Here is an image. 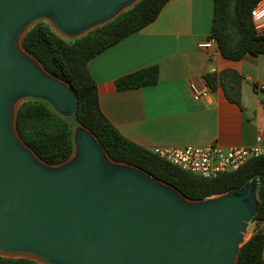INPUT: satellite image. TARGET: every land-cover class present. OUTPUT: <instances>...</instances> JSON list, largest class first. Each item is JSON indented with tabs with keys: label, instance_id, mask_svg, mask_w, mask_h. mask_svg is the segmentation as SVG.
I'll list each match as a JSON object with an SVG mask.
<instances>
[{
	"label": "water",
	"instance_id": "obj_1",
	"mask_svg": "<svg viewBox=\"0 0 264 264\" xmlns=\"http://www.w3.org/2000/svg\"><path fill=\"white\" fill-rule=\"evenodd\" d=\"M138 1L0 0V256L39 264H238L258 211L257 180L194 201L112 161L82 126L73 129L72 155L57 166L42 162L16 130L25 99L43 100L64 118L77 107L73 89L22 46L33 23L47 19L63 39H77Z\"/></svg>",
	"mask_w": 264,
	"mask_h": 264
},
{
	"label": "trees",
	"instance_id": "obj_2",
	"mask_svg": "<svg viewBox=\"0 0 264 264\" xmlns=\"http://www.w3.org/2000/svg\"><path fill=\"white\" fill-rule=\"evenodd\" d=\"M169 0H140L112 21L72 40L63 39L45 22H37L23 37L22 46L45 68L68 86L77 98L74 115L64 118L45 101L26 99L16 114V130L27 147L44 163L57 166L73 153L74 126L86 128L101 144L108 157L118 163L137 167L157 180L168 184L186 198L203 201L223 195L257 180L259 206L252 218L256 227L239 252L238 264H264V154L247 159L238 170L203 178L186 173L159 159L147 150L124 138L100 109L96 84L88 62L122 39L151 24ZM261 0H213L214 10L210 37L220 54L229 60H240L246 54H264V34L257 32L251 10ZM236 75L235 72H232ZM224 74H206V84L223 87ZM237 77V86L241 77ZM158 67L151 66L116 80L118 91L155 85ZM227 99L239 105V94L225 88ZM0 264H39L23 258L0 256Z\"/></svg>",
	"mask_w": 264,
	"mask_h": 264
},
{
	"label": "crops",
	"instance_id": "obj_3",
	"mask_svg": "<svg viewBox=\"0 0 264 264\" xmlns=\"http://www.w3.org/2000/svg\"><path fill=\"white\" fill-rule=\"evenodd\" d=\"M213 10V0H169L154 22L88 62L100 109L124 138L147 150L257 146L264 154V54L229 60L217 43L200 48L211 38ZM151 66L158 67L155 85L116 89L117 79ZM206 74H224L223 87L237 92L240 104L220 85L195 102L190 85L208 86Z\"/></svg>",
	"mask_w": 264,
	"mask_h": 264
},
{
	"label": "built area",
	"instance_id": "obj_4",
	"mask_svg": "<svg viewBox=\"0 0 264 264\" xmlns=\"http://www.w3.org/2000/svg\"><path fill=\"white\" fill-rule=\"evenodd\" d=\"M255 29L264 34V0H261L250 12ZM216 41L208 39L200 48H210ZM192 99L200 102L207 99L212 88L209 86L197 87L190 85ZM261 137L256 139L257 142ZM159 159L179 168L180 170L198 175L203 178H212L220 173L234 172L250 157L261 153L259 147L221 149L216 145L206 147H156L150 150Z\"/></svg>",
	"mask_w": 264,
	"mask_h": 264
},
{
	"label": "rangeland",
	"instance_id": "obj_5",
	"mask_svg": "<svg viewBox=\"0 0 264 264\" xmlns=\"http://www.w3.org/2000/svg\"><path fill=\"white\" fill-rule=\"evenodd\" d=\"M41 21H42V22H46V23L49 22L47 19H39V20L35 21V22L33 23V25H35L37 22H41ZM25 100H26V99H25ZM22 101H24V99H20L18 102L21 103ZM76 128H77V126H74L73 129H76ZM253 226H254V223L250 221L249 224H248L247 231H246V234H247V235L249 234L250 237H251V235H252V233H253Z\"/></svg>",
	"mask_w": 264,
	"mask_h": 264
},
{
	"label": "bare ground",
	"instance_id": "obj_6",
	"mask_svg": "<svg viewBox=\"0 0 264 264\" xmlns=\"http://www.w3.org/2000/svg\"><path fill=\"white\" fill-rule=\"evenodd\" d=\"M249 237H250V236H249V234H248V235H247V234H245V235H244V239H243V240H244V241H246V240H247Z\"/></svg>",
	"mask_w": 264,
	"mask_h": 264
}]
</instances>
